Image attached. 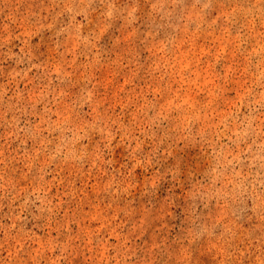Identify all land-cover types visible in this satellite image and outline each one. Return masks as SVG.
Masks as SVG:
<instances>
[{
    "label": "rangeland",
    "instance_id": "374dc122",
    "mask_svg": "<svg viewBox=\"0 0 264 264\" xmlns=\"http://www.w3.org/2000/svg\"><path fill=\"white\" fill-rule=\"evenodd\" d=\"M0 264H264V0H0Z\"/></svg>",
    "mask_w": 264,
    "mask_h": 264
}]
</instances>
